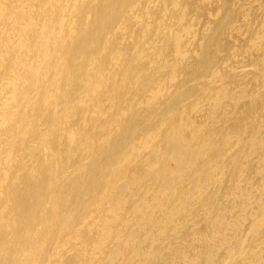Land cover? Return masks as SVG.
<instances>
[{"label": "bare ground", "instance_id": "bare-ground-1", "mask_svg": "<svg viewBox=\"0 0 264 264\" xmlns=\"http://www.w3.org/2000/svg\"><path fill=\"white\" fill-rule=\"evenodd\" d=\"M0 264H264V0H0Z\"/></svg>", "mask_w": 264, "mask_h": 264}]
</instances>
